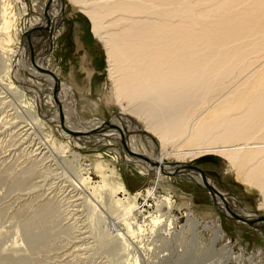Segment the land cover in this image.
I'll return each mask as SVG.
<instances>
[{
  "label": "rangeland",
  "instance_id": "obj_1",
  "mask_svg": "<svg viewBox=\"0 0 264 264\" xmlns=\"http://www.w3.org/2000/svg\"><path fill=\"white\" fill-rule=\"evenodd\" d=\"M61 1L62 8L54 4L58 5L61 35L38 40L32 54L35 58L48 56L50 59L42 58L41 62L68 91H74L75 99L78 97L80 102L75 101L74 108L83 124L72 115L71 103L65 98L73 126H85L83 121L94 117L109 120L121 115L120 106L110 96L105 50L92 33L90 20L79 5ZM45 4L46 0H0V37L8 34L12 39L5 47L0 43V264H264V224L259 222L260 227L235 219L230 210L214 201L209 190L182 174H163L154 188L155 196L169 194L176 205L171 212L176 220L170 235L163 236L159 224V229L154 226L148 230L146 222L160 213L151 197L147 202L143 197L155 184L154 171L141 162L126 161L129 153L120 141L91 137L93 130L76 135L62 129L59 119L53 117L59 114L55 99L54 103L48 101L53 96L49 81L30 72L33 63L29 53L18 58L8 51L21 46L20 37L27 31L40 34L35 19L44 17ZM52 16L49 10L46 17ZM6 18L12 20L8 30L3 27ZM86 49L93 54L90 68H96L92 85L86 81L85 68L81 71ZM132 133L148 149L152 139L158 150L157 139ZM76 136L79 140L74 142ZM168 161L172 163L174 158L170 156ZM183 161L201 169L226 194L224 197L236 198V204L231 199L225 204L232 212L237 214L244 206L249 212L264 215L260 192L238 180L223 156L205 152ZM97 164L104 170L97 169ZM102 174L108 176L109 185L123 179L130 193H142L136 199L144 209L142 215L125 216L123 206L114 203L123 193L110 194L102 188L101 194H93L92 188L105 179ZM188 210L196 220L193 224L184 215ZM165 211L163 207L161 212ZM126 219L133 230H127ZM207 222L213 224L214 231L203 226ZM218 226L222 235L215 241Z\"/></svg>",
  "mask_w": 264,
  "mask_h": 264
},
{
  "label": "bare ground",
  "instance_id": "obj_2",
  "mask_svg": "<svg viewBox=\"0 0 264 264\" xmlns=\"http://www.w3.org/2000/svg\"><path fill=\"white\" fill-rule=\"evenodd\" d=\"M70 1L81 7L91 22L92 33L102 43L110 96L120 106L122 116L116 114L109 120L94 117L83 121L87 123L85 126H73L67 103H71L72 115L81 120L74 108L78 97L75 99L74 91H68L64 82L41 70L40 67L46 68L41 59L48 56L35 58L33 55L35 64L30 67V72L46 78L54 87L48 101L54 103L55 99L59 114L53 117L61 119L64 131L79 135L93 130L92 136L89 134L91 137H108V142L122 141L124 149L136 157L133 160L129 154L125 155L126 161L141 162L154 171L155 184L146 189L143 197L145 202L151 197L160 213L149 215L148 230L161 225L163 236L168 235L176 220L171 213L176 205L170 195L161 198L154 195L159 178L173 169L183 168L187 156L195 158L205 152L223 156L238 180L260 192V207H264V0ZM55 3L61 8L64 6L61 0H46L44 17L35 19L39 22L37 29L42 31L38 36L29 31L21 35V46L9 48L10 55L28 56L38 40L52 34L53 39L61 35L62 28L57 29L58 5ZM49 10L53 13L52 18L46 17ZM10 22L12 20L5 19V30L10 27ZM10 40L8 34L0 37L4 47ZM85 72H88L86 81L90 84L91 72L86 67ZM91 89L88 87L89 91ZM130 131L157 139L158 150L152 139L148 141V149L146 143ZM77 140L78 136L73 141ZM170 156L178 163H170ZM95 167L104 170L101 164ZM179 171L200 187L205 183L213 187L214 201L230 210L232 216L236 214L225 205L229 199L236 204L234 196L224 197L226 194L206 175L202 179L197 171L186 168ZM102 176L105 179L92 188L93 194L100 193L102 188H107L110 194L123 193L122 198H114V203L123 206L125 216L142 215L144 209L136 202L142 194L140 191L130 193L123 179L109 185L106 182L108 176ZM82 180L85 182L86 178ZM163 207L165 212H161ZM190 213L188 210L184 215L193 224L196 220ZM236 215L252 220L251 225L264 224L257 219L260 215L247 211L244 206ZM140 224L136 225L143 231ZM125 225L127 230H133L128 220ZM203 226L213 229L212 223ZM221 231L218 226L215 236L212 233V240L219 239ZM122 239H125L123 235Z\"/></svg>",
  "mask_w": 264,
  "mask_h": 264
},
{
  "label": "water",
  "instance_id": "obj_3",
  "mask_svg": "<svg viewBox=\"0 0 264 264\" xmlns=\"http://www.w3.org/2000/svg\"><path fill=\"white\" fill-rule=\"evenodd\" d=\"M27 34V33H26ZM29 57H30V61H31V63H33V64H35L33 61V54H32V52L29 50ZM41 68V70L42 71H44V72H47L48 74H50L51 76H53V78H56V76L54 75V73L51 71V70H49V69H47V68H45V67H40ZM54 87L52 88V92H54ZM59 108V107H58ZM59 122H60V125H61V119L59 118ZM121 144H122V141H121ZM145 160H146V158H145ZM178 162H172V164H177ZM153 164H155V162H153ZM159 164H157V166H158ZM184 166H182L183 168H186V169H190V170H194V171H197L199 174H200V176H201V178L203 179L204 178V176H205V173L201 170V169H199V168H197L196 166H194V165H191V164H183ZM183 168H178V169H173L171 172H166L165 174H182V171H179V170H181V169H183ZM204 187L207 189V190H209V192H210V194H211V197L213 198V190H214V188L213 187H211V186H209L208 184H204ZM214 199V198H213ZM233 217L235 218V219H238V220H240V221H243V222H245L246 224H252V220H246V219H243L242 217H240V216H238V215H236V214H233ZM259 221H264V215H260L258 218H257Z\"/></svg>",
  "mask_w": 264,
  "mask_h": 264
},
{
  "label": "crops",
  "instance_id": "obj_4",
  "mask_svg": "<svg viewBox=\"0 0 264 264\" xmlns=\"http://www.w3.org/2000/svg\"><path fill=\"white\" fill-rule=\"evenodd\" d=\"M86 51V57H84V61H83V70H82V68H81V71H84V68L86 67L87 68V70L88 71H90L91 72V74H92V79L94 78V76H95V70H96V68H93V69H91L90 68V64H93V61H91V56L93 55L90 51H88L87 49L85 50ZM94 66V65H93ZM85 78L83 77L82 78V80H84ZM81 80V81H82ZM87 94H86V93ZM83 94L84 95H88V91H85ZM100 100V99H99ZM107 102V101H106ZM96 107V106H95Z\"/></svg>",
  "mask_w": 264,
  "mask_h": 264
}]
</instances>
